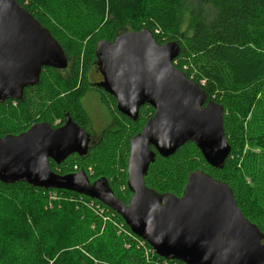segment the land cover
<instances>
[{
    "label": "trees",
    "instance_id": "16d2710c",
    "mask_svg": "<svg viewBox=\"0 0 264 264\" xmlns=\"http://www.w3.org/2000/svg\"><path fill=\"white\" fill-rule=\"evenodd\" d=\"M203 1L213 14L186 35L182 15L187 0H16L50 32L72 68L67 77L44 68L39 83L26 88L20 101L0 104V138L20 135L38 123L58 127L67 115L88 131L91 121L83 100L96 91L110 127L86 156L49 164L59 175L84 171L91 183L105 178L115 197L128 204L131 139L155 111L144 106L132 121L88 75L96 67L99 42H113L126 27L148 30L159 44L180 45L175 68L198 84L208 101L222 106L231 153L223 169L211 167L193 143L168 158L156 154L146 186L181 197L190 174L204 172L232 189L240 211L264 235V0ZM0 206L15 216V229L0 239V264H183L159 257L117 213L74 192L0 181Z\"/></svg>",
    "mask_w": 264,
    "mask_h": 264
},
{
    "label": "water",
    "instance_id": "95a60500",
    "mask_svg": "<svg viewBox=\"0 0 264 264\" xmlns=\"http://www.w3.org/2000/svg\"><path fill=\"white\" fill-rule=\"evenodd\" d=\"M179 55L178 43L159 44L148 30L121 33L96 46L103 80L95 86L116 100L118 112L136 121L142 107L155 111L131 139L128 204L115 197L105 178L91 183L84 171H52L50 161L60 166L89 151L90 134L68 115L59 128L38 123L20 135L0 138V181L99 201L167 261L264 264V235L240 211L225 182L194 172L181 197L159 194L145 184L156 154L168 158L193 143L211 167L223 169L231 153L224 109L175 68ZM68 66L64 50L46 28L16 0H0V104L20 101L26 88L39 83L44 68L64 71Z\"/></svg>",
    "mask_w": 264,
    "mask_h": 264
},
{
    "label": "rangeland",
    "instance_id": "374dc122",
    "mask_svg": "<svg viewBox=\"0 0 264 264\" xmlns=\"http://www.w3.org/2000/svg\"><path fill=\"white\" fill-rule=\"evenodd\" d=\"M213 14L212 9L207 6L203 0H187L185 10L182 15V32L186 35L192 34L193 26L198 21L207 20ZM131 31L129 28H124L122 33ZM72 63L69 61V66L66 70L60 71L63 76H68L71 73ZM90 77L95 81H100V75L95 74V68L91 70ZM90 79L91 82L94 80ZM84 106L90 116V129L96 134H100L102 129L110 127V120L107 115L108 111L102 106L98 100L91 94L84 97ZM13 218V219H12ZM14 214L6 207L0 206V239H4L6 235L13 232Z\"/></svg>",
    "mask_w": 264,
    "mask_h": 264
},
{
    "label": "flooded vegetation",
    "instance_id": "af4514ba",
    "mask_svg": "<svg viewBox=\"0 0 264 264\" xmlns=\"http://www.w3.org/2000/svg\"><path fill=\"white\" fill-rule=\"evenodd\" d=\"M95 74L96 75H100L101 76V74L98 72V68H97V66L95 67ZM88 77H89V82L92 84V85H95L97 82H101L102 80H103V78H102V76H101V80L100 81H95V79H93V77H90V73H89V75H88ZM90 79H93L94 81L93 82H91L90 81ZM92 95V96H94L97 100H98V102L102 105V106H104L103 104H102V97H100L101 95H99L96 91H89V92H87V94L85 95V96H88V95ZM116 101V100H115ZM105 107V106H104ZM107 110V109H106ZM91 121V120H90ZM60 125L58 126V127H55V128H59V127H61V126H63L65 123H63V122H60L59 123ZM105 129L103 128L102 129V131L100 132V134H96L95 132H93L90 128L88 129V133L90 134V136H91V141H90V144H89V150H91L92 148H94V146H96L99 142H100V139H101V136H102V133H103V131H104ZM87 155V154H86ZM85 155V156H86ZM82 157H84V156H82Z\"/></svg>",
    "mask_w": 264,
    "mask_h": 264
},
{
    "label": "built area",
    "instance_id": "2783aa9c",
    "mask_svg": "<svg viewBox=\"0 0 264 264\" xmlns=\"http://www.w3.org/2000/svg\"><path fill=\"white\" fill-rule=\"evenodd\" d=\"M152 251H153V249H152ZM154 252V251H153Z\"/></svg>",
    "mask_w": 264,
    "mask_h": 264
}]
</instances>
